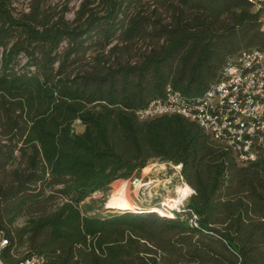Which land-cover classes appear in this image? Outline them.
<instances>
[{
  "label": "trees",
  "instance_id": "16d2710c",
  "mask_svg": "<svg viewBox=\"0 0 264 264\" xmlns=\"http://www.w3.org/2000/svg\"><path fill=\"white\" fill-rule=\"evenodd\" d=\"M11 1L0 0L2 261L264 264V154L240 165L182 115L136 114L168 88L200 97L227 60L264 51V2L84 0L69 21L44 20L39 4L14 16ZM153 160L193 190L181 211L83 207Z\"/></svg>",
  "mask_w": 264,
  "mask_h": 264
},
{
  "label": "built area",
  "instance_id": "2783aa9c",
  "mask_svg": "<svg viewBox=\"0 0 264 264\" xmlns=\"http://www.w3.org/2000/svg\"><path fill=\"white\" fill-rule=\"evenodd\" d=\"M259 7L264 0H254ZM179 114L228 144L240 165L264 154V51L243 52L226 61L218 80L202 96L188 98L170 88L136 111L139 119ZM179 167V166H178ZM7 240L0 238L2 249ZM19 264H54L32 254Z\"/></svg>",
  "mask_w": 264,
  "mask_h": 264
},
{
  "label": "rangeland",
  "instance_id": "374dc122",
  "mask_svg": "<svg viewBox=\"0 0 264 264\" xmlns=\"http://www.w3.org/2000/svg\"><path fill=\"white\" fill-rule=\"evenodd\" d=\"M81 2L84 0H12L10 8L14 16H20L31 11L35 4L37 6L39 4L38 10L44 20L63 16L72 21ZM94 5L95 3L91 6ZM75 130L79 132L82 127L76 123ZM179 171V167L171 163L149 161L133 177L118 179L112 182L106 191L92 193L86 198L83 207H91V211H88L90 214L101 213L111 209L109 206L117 207L112 205L113 201L127 198L133 204L128 208L132 206L133 210L146 208L159 215L171 216L173 211H181L184 208L188 197L193 193V190L188 189L187 184L182 180ZM114 184H116L115 188Z\"/></svg>",
  "mask_w": 264,
  "mask_h": 264
},
{
  "label": "bare ground",
  "instance_id": "6f19581e",
  "mask_svg": "<svg viewBox=\"0 0 264 264\" xmlns=\"http://www.w3.org/2000/svg\"><path fill=\"white\" fill-rule=\"evenodd\" d=\"M188 189H190V188L188 187ZM112 205L117 206V207H127V206H131L133 204L129 199L123 198V199H118V200L113 201ZM132 208H133V206H132ZM161 214H163V213H161Z\"/></svg>",
  "mask_w": 264,
  "mask_h": 264
}]
</instances>
